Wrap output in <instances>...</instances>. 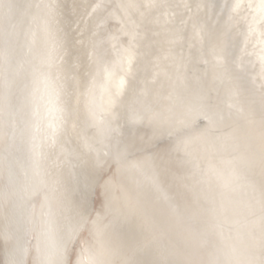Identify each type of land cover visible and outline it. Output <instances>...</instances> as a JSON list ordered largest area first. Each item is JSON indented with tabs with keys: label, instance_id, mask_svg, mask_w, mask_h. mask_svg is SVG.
Segmentation results:
<instances>
[{
	"label": "bare ground",
	"instance_id": "bare-ground-1",
	"mask_svg": "<svg viewBox=\"0 0 264 264\" xmlns=\"http://www.w3.org/2000/svg\"><path fill=\"white\" fill-rule=\"evenodd\" d=\"M97 3L104 10L93 12ZM129 4L139 7L126 14L120 6ZM129 18L135 23L125 24ZM177 92L186 99L199 92L223 110L210 136L240 147L213 163L258 153L264 0H0V264L17 244L28 250L26 264L37 246L41 258L54 257L70 237L72 252L86 235L73 236L79 214L99 212L108 223L128 196L138 210L116 220L117 230L140 239L148 219L160 237L138 252L140 264L195 251L213 226L218 248L243 250L237 230L245 231L249 183L260 181V169L241 165L237 176L226 169L227 190L215 178L197 183L189 161L208 165V121L175 103ZM230 97L240 112L227 108ZM117 143L135 167L117 171ZM5 192L19 195L9 203ZM221 192L230 210L216 217L209 197Z\"/></svg>",
	"mask_w": 264,
	"mask_h": 264
},
{
	"label": "snow or ice",
	"instance_id": "snow-or-ice-1",
	"mask_svg": "<svg viewBox=\"0 0 264 264\" xmlns=\"http://www.w3.org/2000/svg\"><path fill=\"white\" fill-rule=\"evenodd\" d=\"M155 5L149 3L145 5L147 8H152ZM121 8L127 9L138 8V5H121ZM105 5L103 3H97L92 7L93 12L97 10H104ZM134 24V21H125L127 23ZM135 39L136 33H130ZM126 52H130L131 48L125 49ZM217 66H221V61L218 58ZM101 67L104 71L107 68ZM179 78V77H178ZM175 103L185 105L188 110L195 109L201 114L204 119L208 121L205 128V140H206V155L210 157L207 167H201L199 162L189 161L192 163L191 176L200 184H208L211 186L213 178L218 182L219 186L223 189H229L232 183L230 178H226L224 175L227 169L231 176H237L240 172V166L244 165L247 168L254 169L259 167L261 179L257 183L255 181L249 183V188L254 194L252 201L246 203L244 208L247 215L245 216V223L243 225L245 231L241 235L239 229L237 230V236L241 239L243 244V250L236 245H226L225 248H218L215 241L211 239V235L216 232V227L206 228L202 233L195 251L184 252L183 255L178 254L176 259H161L154 264H264V117L260 121L259 132V150L252 151L251 154H241L234 156L231 160H220V165L213 163L223 151H226L229 147L236 151L240 145L237 142L229 145L222 137H211L210 133L219 121L224 119V112L218 107L209 105L206 102V97L197 92L192 95L190 99H186L180 93H176L173 97ZM228 109H235L240 112L241 109L237 102H234L230 97L227 101ZM135 118V114H133ZM250 147V146H246ZM90 150H94L93 146L89 145ZM181 146L177 145V150H180ZM128 147H119L117 143V150L114 154V162L117 167V171L125 165L135 167L136 165L131 161H128ZM36 177H40V173L35 172ZM41 182L43 178L41 177ZM57 183L53 181V185ZM106 186V185H105ZM55 190V188H53ZM23 191H28V188H24ZM19 195L17 193L5 192L2 194L3 199L6 202L11 203L13 197ZM221 199L216 200L214 197H209V203L211 207L208 209L216 217L223 216L230 209L225 201V193H220ZM20 199H24L23 195H20ZM138 202L132 197L125 198V204L123 210L119 211V215L113 220H109L108 223H104L107 219L106 216L101 213H97L95 219L90 218L86 213L79 214L80 219L73 229V236L79 237L82 233H86L83 236L82 242L78 248H74L70 252V246L73 245V239L70 237L65 241L55 256L47 255L44 258L40 256V249L37 246V257L33 260V264H140L135 259L138 252L148 248L156 242L160 237L157 235V231L152 222L148 219H144L141 227L144 230V235L140 239L129 241L124 235L115 227L116 220L123 218L127 220L128 217L137 213ZM43 215V214H42ZM51 216V213H49ZM30 219V218H29ZM43 223V221H42ZM51 223V220L48 221ZM240 224V221H236ZM161 235H167V232H162ZM4 240L9 242L11 236L8 234L7 227L4 234ZM215 249L214 253H209L207 257L202 255L203 250ZM74 254L75 259H72ZM28 255L26 248L20 247L18 244L14 247H8L6 249V259L4 264H26L25 257Z\"/></svg>",
	"mask_w": 264,
	"mask_h": 264
}]
</instances>
